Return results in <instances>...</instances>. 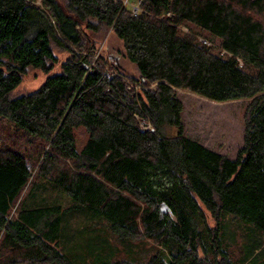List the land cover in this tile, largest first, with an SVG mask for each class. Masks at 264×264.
<instances>
[{"label": "trees", "instance_id": "1", "mask_svg": "<svg viewBox=\"0 0 264 264\" xmlns=\"http://www.w3.org/2000/svg\"><path fill=\"white\" fill-rule=\"evenodd\" d=\"M104 28L137 77L95 57ZM29 69L50 75L12 96ZM175 90L251 100L234 160L184 136ZM0 120L20 134L0 139V264H232L223 215L264 233V0H0ZM32 176L73 204L19 201ZM72 213L98 221L65 248Z\"/></svg>", "mask_w": 264, "mask_h": 264}, {"label": "rangeland", "instance_id": "2", "mask_svg": "<svg viewBox=\"0 0 264 264\" xmlns=\"http://www.w3.org/2000/svg\"><path fill=\"white\" fill-rule=\"evenodd\" d=\"M180 31L193 35L198 40L200 38L205 39L214 48L215 52L218 50V40L211 37L208 33L186 25L180 26ZM88 37L94 41L96 49L95 57H101L107 62L105 64L106 70L110 71L111 68H114L127 76H138L135 67L126 60L123 45L116 38L112 29H101L95 35L88 33ZM54 54L57 57L58 65L50 74L59 72V63L63 62L67 57L66 53L55 49ZM50 74L29 69L23 77L21 84L12 93V96L24 95L37 90ZM174 95L182 104L180 117L184 136L211 151L234 160L238 151L243 147L245 115L251 100L241 99L213 102L182 90H175ZM74 134L77 149L79 150L86 142L87 135L83 129L76 130ZM18 137H20V134L15 131L10 123L0 120V139L18 142ZM23 144L31 152L32 148L30 145L26 144L25 141H23ZM35 179V176H32L19 198V201L22 197L27 198L26 205L28 207L36 205H60L63 208H69L73 204L72 200L63 192L56 190L51 184L43 180L37 183V188L29 195L31 193L29 190ZM17 205L12 208V215L15 213ZM202 212L207 225L213 228L215 226L213 218L203 208ZM82 216L84 215L72 213L66 217L67 220L65 221L63 232V236H65V248H70L76 240L80 243L81 237L88 234L87 232L83 233V226L87 225V223L98 221L97 219H92L90 222H86V220H82ZM222 220L223 242L232 264H264V233L246 225L231 215H223ZM146 246L148 250L152 251L153 248L150 243H147ZM119 248L121 247L119 246Z\"/></svg>", "mask_w": 264, "mask_h": 264}, {"label": "built area", "instance_id": "3", "mask_svg": "<svg viewBox=\"0 0 264 264\" xmlns=\"http://www.w3.org/2000/svg\"><path fill=\"white\" fill-rule=\"evenodd\" d=\"M132 12H133L134 14H136V13H137V8H136V7L133 8ZM199 40H200V42L203 43L204 45H209V42H208L207 40L202 39V38H200Z\"/></svg>", "mask_w": 264, "mask_h": 264}]
</instances>
